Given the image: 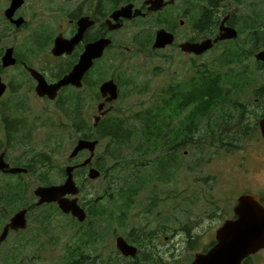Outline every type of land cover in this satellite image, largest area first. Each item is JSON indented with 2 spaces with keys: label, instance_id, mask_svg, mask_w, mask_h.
Wrapping results in <instances>:
<instances>
[{
  "label": "rangeland",
  "instance_id": "374dc122",
  "mask_svg": "<svg viewBox=\"0 0 264 264\" xmlns=\"http://www.w3.org/2000/svg\"><path fill=\"white\" fill-rule=\"evenodd\" d=\"M9 1L12 0H0V61L1 51L9 46L28 53L33 49L31 43L36 38L40 44L46 41L47 34L41 28L35 34L30 32L44 25L57 32L79 0H28L20 9V15L27 20L21 28H16L5 18L4 11ZM117 4L118 1L114 0L113 5ZM197 4L198 9L202 8L201 3ZM150 21L128 23L113 34L115 44L107 60L109 62L103 65L106 78L114 77L120 83V97L112 111L127 116L150 107L155 101L159 102L158 98L167 87L186 82L196 75L199 66L204 69L215 66L233 92L225 97L226 103L213 114L210 122L206 124L203 121L200 129L180 147L179 167L172 161L162 173L164 180L156 178V190L152 194L140 193L134 208L116 216L118 221L115 223L109 216H89L84 228L96 233L98 238L84 245V253L89 254L90 263L102 264L103 259L115 256L123 258L116 247L117 236L128 239L132 232H144L151 234L146 249L154 248L157 264H182L210 246L216 228L230 212L239 192L246 188L258 190L264 184V145L254 130L262 111L255 98L257 89L264 86V70L257 67L251 58L250 46L234 44L249 58L238 63H225V66H220L226 55L223 48L213 49L201 57L187 55L177 46L154 50L152 42L148 44L153 38ZM34 62L39 64L37 60ZM2 76L10 88L0 100V110H6L11 102V112L18 117L25 114L29 120L27 129L30 134H27L28 138L17 137L11 160L26 158L40 167V157L49 154V146H55L58 138V153L53 156L55 167L51 178L57 181L56 184L63 183L66 166L82 162L86 157L82 154L75 161L69 158L81 135L73 128L75 113L67 105L71 93L66 90L70 89L67 88L59 99L51 101L37 96L31 86V78L20 67L8 68ZM99 79V73L92 76V84L81 90V115L88 126L93 125L100 103L96 96L98 84L93 86ZM107 143V139L100 142L97 156ZM162 155L156 152V159ZM241 156L248 158L246 167L251 168L245 176L239 168ZM39 174V171H32L28 176L25 202L37 201L33 191L39 186ZM7 178L0 177V194L8 183L18 181ZM109 179L103 176L91 182L85 179L86 191L79 195L80 201L84 195H102ZM3 204L0 201V231L18 209L25 207L19 203L18 207L6 208ZM54 210V207L41 206L31 212L28 229L12 233L0 247V264H65L70 260L76 252L75 245H81L78 231L82 226L71 216L56 215ZM44 214L49 216L43 219ZM41 219H47V222L43 224Z\"/></svg>",
  "mask_w": 264,
  "mask_h": 264
},
{
  "label": "flooded vegetation",
  "instance_id": "af4514ba",
  "mask_svg": "<svg viewBox=\"0 0 264 264\" xmlns=\"http://www.w3.org/2000/svg\"><path fill=\"white\" fill-rule=\"evenodd\" d=\"M27 1L28 0H24L23 4L16 10L14 14L15 19H18L20 17L24 18L23 15H20L21 12L20 9ZM115 1H118V4L116 6L113 5L114 0H79L76 6L74 7V9L72 10V12H69L66 22L64 24L59 25L57 32L50 30L46 25L37 27V29L30 32V34H35V32L41 28L47 34L46 37L47 40L44 41L43 43L40 44L37 41V38L35 41L31 43L33 45V49L30 52L21 53L19 49L15 48L14 46H9L14 48V56L17 59V62L14 65L5 67L2 62V57L5 54L6 49L9 47L5 48L4 52L1 51L0 76L2 78V81L6 83L7 89L5 93L2 95V97H0V100L4 98L6 92L10 88V84L4 81L2 76L4 70L13 67H20L24 72V74H27L31 78L30 79L31 86L33 85L34 90L36 92V86L38 82L31 74L29 70L30 68L40 72L46 78L48 83H55L58 80H60L63 76L70 73V71L74 68V66L80 61L81 56L85 52L86 46L88 44L94 43L100 39H111L112 43L108 47H106L102 57L96 59L94 61V65L84 75L83 86L81 88H77L73 85L63 87L59 91L58 96L55 100H57L62 95L63 91L67 88L70 90H83L85 87L90 86V84H92L90 83L91 77L97 75L98 73L100 77L99 82L94 84L93 86L98 84V91L96 92L97 93L96 96L100 99V103L104 101V98L100 92V87L105 81L109 79H114L115 82L118 84L119 97H120V83H118L116 78L114 77L106 78V74L104 71L105 68L103 67V65L109 62L107 60L110 56L113 45L115 44L113 37L114 32L120 30L128 23L137 22L140 20L142 21L152 20L150 21L153 24L152 45L155 41V38L157 37L159 30L161 29H165L167 32L174 35L175 38L174 43L163 49L172 46H177L181 50L180 45L188 41L201 42L205 39L215 40L220 35L221 30L224 29V27L233 28L237 32V37L233 39L219 40L214 44V46L211 49H209L202 55H195L194 53H185L182 50L181 51L190 56L201 57L213 49L223 48L226 54L223 60H225V62L228 63L227 60L232 57L231 59L233 60L232 62L234 63L235 61L236 63H238V61L242 60L243 58L248 60L249 55L244 54L243 50L236 49L233 45L235 44V46H238L237 44H239L240 46H245V47L250 46L251 58H254V63L257 65V67H259L261 70H264V61L259 60L257 58L258 53L264 52V0H115ZM150 1H155L154 9H151L152 4L150 3ZM11 3L12 1L11 2L9 1V6L4 11L5 18L9 21L10 24L15 26L16 28H21L22 26L27 24V20H25V18H24L25 20L24 23H22V25L20 26H17L6 16L5 12L10 7ZM197 3H201L202 8L198 9L196 7L198 5ZM128 5H133L131 18H126V17L120 18V23H122V26L118 29H112V25L116 22L113 19V13L116 10L121 9L123 6H128ZM138 10L141 13H138L136 15V12ZM83 18H87V23H89V26L85 29L81 41L75 46L72 53L66 52L62 55H55L53 49L55 47L57 38L60 37L69 40L75 37L80 31L81 26L79 23ZM34 49H36L37 51H35ZM47 49L50 51V53L47 51ZM154 50H162V49H154ZM36 60L37 63H39L37 65L34 64L35 63L34 61ZM257 91H258L256 95L257 98L255 99L257 101L258 106L261 105L262 111L259 112L260 118L257 125H254L255 128L254 130H256L258 132V135L261 136V139L263 140V142L261 143L264 145V138L260 126V122L264 119V87L257 89ZM37 96L41 99L50 100L48 97H40L38 94ZM55 100H51V101H55ZM115 102H113V108ZM11 106H12L11 102H9V104L6 106V110H2V109L0 110V157L3 155L5 161L9 163L11 167L12 166L22 167V168H26L27 171L13 174V173L4 172L3 170L0 169V177L4 176V178H7L11 176L13 178H7V179L24 180L25 182H28L27 181L28 176H30L32 173L30 167L31 161L26 158L12 161L11 153L15 147L18 136L20 137L25 136L26 138H28L30 132L27 129V123L29 120L25 114H23V116L20 117L16 116V113L11 112L10 110ZM109 106H110L109 103L106 104L105 109L108 108ZM111 111H109L108 113H110ZM93 126H94V122H93ZM231 145L234 146L235 144H231ZM82 154H85L86 156L85 159L90 155L88 150H84L81 151L78 154V156H76L74 159H70V160L75 161ZM241 160L242 162H240L239 164L240 172L244 176L248 175L251 172V168L246 167V162L248 161V158L246 156H241ZM82 162H73L71 164L78 166ZM92 164L93 162L88 166H78L75 169L74 172L75 179L78 184L79 181H85V179L88 178V171L93 166ZM262 183H264V181ZM247 193L257 195L260 201L264 204V184L260 185L258 190H253V189L248 190V188H246L245 190L239 192L237 200L233 204V207H231L230 212L226 216H224L223 220L221 221V224L216 228L215 237L209 243L210 246H207L206 248L198 252H206L216 244L217 229L223 226V224L227 219L237 218L234 211L235 209L234 207L237 204L238 198L241 195ZM27 194L28 193H25V196ZM8 195H11V193L8 192ZM37 207L39 208L41 206H37ZM24 208L27 207L20 208L17 211ZM86 212H87V218L85 221H87L89 216L91 215V213H89L87 210ZM30 213L31 212L28 209L27 218ZM62 214L66 216H71L73 220H76L79 224L81 223L76 217H74L71 214H65L63 212ZM28 225H29V219H28ZM4 226L2 227L0 234ZM27 229L28 227L26 229H22L18 231L10 230L8 237L2 242L0 247H2L8 241L12 233L22 232ZM137 247L139 248V254H140L141 248L139 246ZM125 258L129 259V257H125ZM195 259H196V254L193 255L190 259L184 261L182 264L192 263ZM257 262H264V248L260 249L257 253L247 257L242 262V264H257Z\"/></svg>",
  "mask_w": 264,
  "mask_h": 264
},
{
  "label": "trees",
  "instance_id": "16d2710c",
  "mask_svg": "<svg viewBox=\"0 0 264 264\" xmlns=\"http://www.w3.org/2000/svg\"><path fill=\"white\" fill-rule=\"evenodd\" d=\"M152 41L149 40L148 44ZM231 59L232 57L227 60L228 64L233 63ZM225 63V60H221L220 66H225ZM198 68L196 75L186 82L167 87L158 98L159 102L155 101L150 107L133 115H117L111 111L96 127L88 126L87 120L81 115L82 91L65 89L71 93L67 105L68 109L75 113L72 125L79 133L81 132L80 138L98 139L100 142L108 140L104 150L95 156L92 164L100 170V178L102 176L110 178L107 187L102 195L94 194L89 197L84 195L80 201V204L91 213L90 216H109L110 221L115 223L118 221L116 216L124 215L134 208L140 193L152 194L156 190V178L164 180L162 173L166 171L169 164L173 161L174 165L179 167L180 147L200 129L203 121H206V124L209 123L213 114L226 103L225 97L232 95L233 91L215 66L206 69L201 66ZM176 123L180 125L177 126ZM57 139L55 146H49V154H43L40 157V167H37L35 161H31V171L40 173L37 178L39 185L57 183L51 178L55 167L53 156L58 153ZM223 142L226 143L224 140ZM156 152L163 155L156 159ZM63 173L66 176L65 170ZM86 181L91 182L88 178ZM2 189L0 201L5 203L3 205L6 208L18 207L19 203L27 207L30 212L38 208L36 202L24 201L25 192L28 189L24 180H18L14 184L8 183ZM85 191L86 184L82 181L80 194ZM8 192L11 195H8ZM105 201L110 202L104 203ZM43 207H54L56 215L62 214L57 204H46ZM48 216L44 214L42 217L45 219ZM43 219L40 221L45 224L47 219ZM85 223L86 221L80 223L82 229L78 231L81 235L79 240L81 245H75L76 252L65 264H86L91 261L89 254L84 253V245L98 238L96 233L93 234V231L84 228ZM150 237V233L134 234L132 232L127 240L145 251L141 249L139 256L135 259L115 256L108 260L103 259L102 264H157L154 248L146 249ZM90 264L95 263L93 261Z\"/></svg>",
  "mask_w": 264,
  "mask_h": 264
},
{
  "label": "water",
  "instance_id": "95a60500",
  "mask_svg": "<svg viewBox=\"0 0 264 264\" xmlns=\"http://www.w3.org/2000/svg\"><path fill=\"white\" fill-rule=\"evenodd\" d=\"M24 0H12L10 7L6 10V16L17 26L24 23V18H14L16 10L23 4ZM158 2V1H156ZM151 9L155 7V1H150ZM133 5L123 6L121 9L113 13V19L116 21L112 25V29H118L122 26L120 18H131ZM141 13L139 10L136 15ZM80 31L72 39L57 38L53 52L55 55L64 53H72L75 46L81 41L85 29L89 26L87 18L80 21ZM237 37V32L233 28L224 27L220 35L215 39H205L201 42H185L180 48L185 53H194L202 55L211 49L216 42L224 39H233ZM174 35L165 29L159 30L157 37L152 45L153 49H163L174 43ZM112 43L111 39H100L86 46L85 52L82 54L80 61L74 66L70 73L63 76L55 83H48L46 78L37 70L30 68V72L37 80L36 92L40 97H48L55 100L59 91L66 86L73 85L77 88L83 86V77L94 65V61L102 57L104 50ZM259 60L264 61V52L257 55ZM5 67L16 64L17 59L14 56V48L6 49L2 57ZM7 89L6 83L2 81L0 76V97ZM100 92L104 101L98 104L97 114L94 115V126H97L104 115L113 109V102L119 99V86L114 79L105 81ZM110 104L105 109L106 104ZM262 135L264 138V119L260 122ZM100 141L98 139L80 138L72 149L69 158L74 159L81 151L88 150L90 155L78 166H88L93 162ZM77 165H68L65 168L66 179L63 183L52 185H39L34 189V195L38 198L37 206L44 204L57 203L60 210L65 214H71L80 222H84L87 218L85 208L80 204L79 194L80 185L75 179V169ZM0 169L7 173L26 172V168L11 167L2 155L0 157ZM101 172L95 166L88 171V178L96 180L100 178ZM236 219H227L223 226L217 229L216 244L207 252H198L196 259L192 263L187 264H242V262L264 248V204L255 194L247 193L238 198L234 207ZM28 209L24 208L15 213L10 221L4 226L0 234V245L8 237L10 230H22L28 227L27 218ZM116 247L120 253L132 259L139 255V248L127 241L124 236H117Z\"/></svg>",
  "mask_w": 264,
  "mask_h": 264
}]
</instances>
